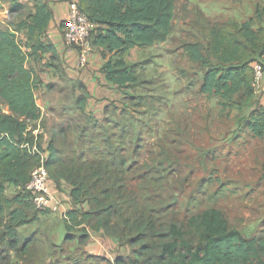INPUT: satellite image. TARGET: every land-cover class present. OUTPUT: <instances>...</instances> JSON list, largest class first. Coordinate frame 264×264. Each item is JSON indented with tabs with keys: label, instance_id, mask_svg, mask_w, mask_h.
Segmentation results:
<instances>
[{
	"label": "trees",
	"instance_id": "1",
	"mask_svg": "<svg viewBox=\"0 0 264 264\" xmlns=\"http://www.w3.org/2000/svg\"><path fill=\"white\" fill-rule=\"evenodd\" d=\"M31 3L13 7L11 12L24 13L14 29L0 26V252H12L16 264H46L49 257L53 264H264V232L247 238L232 226L218 203L224 186L208 198L212 204H205L188 192L186 179L177 182V161L168 150L142 152L143 132L133 122L145 105L144 96L136 92L144 83L138 66L123 58L105 62L102 70L108 80L132 92L126 93L120 114L97 119L86 110L85 86L69 78L48 38L50 5L45 0ZM79 7L95 24L90 40L104 50L105 59L106 52L118 55L165 43L175 29L177 0H79ZM198 24L201 38L181 47L202 73L199 93L217 100L224 110H241L251 99L255 108L245 129L254 138H264V108L252 86L253 64L264 56V10L258 6L256 15L243 23ZM46 54L51 55L48 66L72 85L75 95L51 130L36 97L45 84L27 68L29 58L40 61ZM46 87L54 91L58 84ZM129 114L131 124L123 126ZM46 132L51 139L44 149ZM46 153L51 180L59 191L62 182L71 187L74 205L63 216V242L51 250L40 231L30 236L22 232L47 212L36 208L27 190ZM9 188L16 190L12 196ZM95 234L116 240L130 252L114 260L89 254Z\"/></svg>",
	"mask_w": 264,
	"mask_h": 264
},
{
	"label": "rangeland",
	"instance_id": "2",
	"mask_svg": "<svg viewBox=\"0 0 264 264\" xmlns=\"http://www.w3.org/2000/svg\"><path fill=\"white\" fill-rule=\"evenodd\" d=\"M19 2L0 0L1 27L14 29L19 24L24 13L11 12ZM258 6L264 10V0H177L172 37L166 44L144 53L147 59L161 54L157 57L159 63L138 65L140 80L145 83L139 85L136 92L144 96L145 105L136 111L133 119L143 132L142 152L168 150L177 161L174 169L177 182L186 179L189 193L205 204H212L208 198L224 186V194L219 195L218 203L232 226L247 238L264 232V138H254L245 129L255 105L249 99L241 110H224L214 98L201 95L202 73L188 61L180 47L184 42L201 38L199 21L222 24L236 20L243 23L256 15ZM174 58L176 66L172 64ZM51 93L43 96L39 91L41 103L58 101V108L46 109L49 130L62 120L59 114L63 103L70 107L75 100L72 85L65 81ZM126 117L128 121H122L123 126L131 124V114ZM15 192L14 188H9L8 195ZM39 231L41 237L46 238L49 250L54 243H62L66 227L60 212L47 211L39 223L22 229L26 236ZM107 242L102 235L95 234L87 251L109 260H114L117 255H127V251ZM0 255V264H16L12 252H0ZM94 263L105 264L96 260ZM46 264H53L51 257Z\"/></svg>",
	"mask_w": 264,
	"mask_h": 264
},
{
	"label": "crops",
	"instance_id": "3",
	"mask_svg": "<svg viewBox=\"0 0 264 264\" xmlns=\"http://www.w3.org/2000/svg\"><path fill=\"white\" fill-rule=\"evenodd\" d=\"M20 0L21 3H28L30 6H33L31 0ZM50 5L53 11V19L48 28V38L54 44L58 54L61 57V60L64 64V68L69 76L70 79L81 82L86 88V96L88 98L86 110L93 114L97 119H105L107 113L116 117L118 114L121 113L120 108L127 100V92H132L131 88H120L117 84L108 80L107 75L103 72L102 68L105 62L108 59H121L123 58L126 63L128 64H143V62L149 64L150 66L153 64H158V58L161 57V54H158L153 59L148 58L147 55L144 57V53L148 52L149 50L152 51L153 48L164 45L165 43L155 45L149 48H133L127 51L124 54H114L106 52V59L103 56L104 50L102 48L96 47L94 48L93 52L88 57V64L85 68L80 66V53L79 50L76 48L69 47L63 35V26L62 24L65 23L71 14V6L67 2H63L61 0H45ZM22 40L26 42L25 34H19ZM172 37V36H171ZM170 40V39H169ZM182 49V47H180ZM26 52H29L28 49L25 48ZM174 52V50H171ZM154 54L155 50L153 51ZM175 53V52H174ZM153 54V53H152ZM154 56V55H153ZM51 55L46 54L42 60L36 61L34 58H29L27 62V68L31 69L35 72L36 76L45 84L43 87L40 86L39 89L36 91V97L39 108L43 112V116L46 118L49 116L46 113V109L57 107L56 103H51L50 101H45L41 103L39 101V91L46 95H52V91L46 87V85L50 83L60 84V76L48 66L50 61ZM147 59V60H145ZM173 66L177 65L176 58L173 59ZM139 71V69H138ZM145 83V80H143ZM66 103H63L65 105ZM58 108V107H57ZM119 108V109H118ZM5 113H9L8 108H5ZM50 132V131H49ZM49 132L45 133V143L44 149L48 148L51 134ZM48 156V153L45 154ZM51 190L54 194L59 195L64 204L62 211L60 214L64 216L67 211L73 208V201L71 198V187L66 183L62 182V190L59 191L56 188L55 183L51 182ZM87 209L86 206H84ZM101 235V234H99ZM94 237V236H93ZM104 239H107V244H113L116 247L119 246L118 242L113 239H109L105 236H102ZM120 247V246H119ZM122 250L127 251V254L130 252L128 247H120Z\"/></svg>",
	"mask_w": 264,
	"mask_h": 264
},
{
	"label": "built area",
	"instance_id": "4",
	"mask_svg": "<svg viewBox=\"0 0 264 264\" xmlns=\"http://www.w3.org/2000/svg\"><path fill=\"white\" fill-rule=\"evenodd\" d=\"M71 6V14L63 28L65 42L69 47L76 48L80 53V66L85 68L88 64V57L93 52L94 47L90 37L95 24L88 16L80 10L79 0H61ZM254 80L253 89L258 104L264 108V56L262 62L253 64ZM44 155L42 163L31 174V179L27 184V190L32 194L34 204L37 209L59 213L63 208V200L51 190V178L44 165Z\"/></svg>",
	"mask_w": 264,
	"mask_h": 264
}]
</instances>
